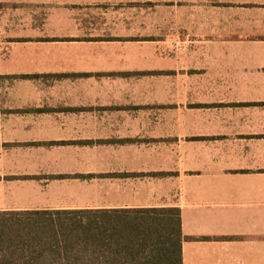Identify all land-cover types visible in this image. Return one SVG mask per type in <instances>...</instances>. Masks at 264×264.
I'll use <instances>...</instances> for the list:
<instances>
[{"label": "crops", "instance_id": "0c3cea01", "mask_svg": "<svg viewBox=\"0 0 264 264\" xmlns=\"http://www.w3.org/2000/svg\"><path fill=\"white\" fill-rule=\"evenodd\" d=\"M169 208L264 264V0H0V214Z\"/></svg>", "mask_w": 264, "mask_h": 264}, {"label": "trees", "instance_id": "16d2710c", "mask_svg": "<svg viewBox=\"0 0 264 264\" xmlns=\"http://www.w3.org/2000/svg\"><path fill=\"white\" fill-rule=\"evenodd\" d=\"M181 211L0 214V264H183Z\"/></svg>", "mask_w": 264, "mask_h": 264}]
</instances>
